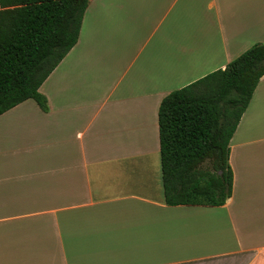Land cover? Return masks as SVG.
I'll list each match as a JSON object with an SVG mask.
<instances>
[{"label": "crops", "instance_id": "0c3cea01", "mask_svg": "<svg viewBox=\"0 0 264 264\" xmlns=\"http://www.w3.org/2000/svg\"><path fill=\"white\" fill-rule=\"evenodd\" d=\"M264 42V0H88L76 43L0 113V264H264V74L221 205L164 201L161 99Z\"/></svg>", "mask_w": 264, "mask_h": 264}, {"label": "trees", "instance_id": "16d2710c", "mask_svg": "<svg viewBox=\"0 0 264 264\" xmlns=\"http://www.w3.org/2000/svg\"><path fill=\"white\" fill-rule=\"evenodd\" d=\"M88 0H0V113L33 98L76 43ZM264 74V42L168 92L157 112L164 201L221 205L232 191L229 139ZM220 171V172H218Z\"/></svg>", "mask_w": 264, "mask_h": 264}, {"label": "water", "instance_id": "95a60500", "mask_svg": "<svg viewBox=\"0 0 264 264\" xmlns=\"http://www.w3.org/2000/svg\"><path fill=\"white\" fill-rule=\"evenodd\" d=\"M218 172H220V171H218Z\"/></svg>", "mask_w": 264, "mask_h": 264}]
</instances>
